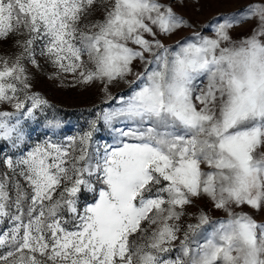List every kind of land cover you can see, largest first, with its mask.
Wrapping results in <instances>:
<instances>
[{
  "label": "rangeland",
  "instance_id": "obj_1",
  "mask_svg": "<svg viewBox=\"0 0 264 264\" xmlns=\"http://www.w3.org/2000/svg\"><path fill=\"white\" fill-rule=\"evenodd\" d=\"M0 264H264V0H0Z\"/></svg>",
  "mask_w": 264,
  "mask_h": 264
}]
</instances>
